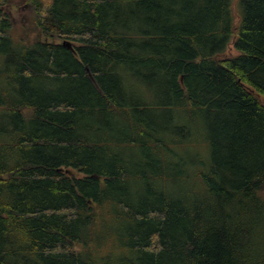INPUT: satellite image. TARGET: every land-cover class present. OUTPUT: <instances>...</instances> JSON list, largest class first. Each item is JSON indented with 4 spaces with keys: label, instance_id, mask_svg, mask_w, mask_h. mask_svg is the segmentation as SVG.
I'll use <instances>...</instances> for the list:
<instances>
[{
    "label": "trees",
    "instance_id": "trees-1",
    "mask_svg": "<svg viewBox=\"0 0 264 264\" xmlns=\"http://www.w3.org/2000/svg\"><path fill=\"white\" fill-rule=\"evenodd\" d=\"M10 1L0 264H264V0Z\"/></svg>",
    "mask_w": 264,
    "mask_h": 264
},
{
    "label": "rangeland",
    "instance_id": "rangeland-1",
    "mask_svg": "<svg viewBox=\"0 0 264 264\" xmlns=\"http://www.w3.org/2000/svg\"><path fill=\"white\" fill-rule=\"evenodd\" d=\"M5 12L8 14L9 18L12 22V34L18 37L21 31L24 29V26L28 24L30 27L33 28V19H34V12L31 5L27 2L25 3L24 0H11L7 4L3 6ZM2 69H5V66H0ZM6 70V69H5ZM1 82L3 83L4 87L14 89L16 91L22 90V84L18 83L14 80V78L10 75L1 77ZM40 86H43L42 83H39ZM155 102V101H154ZM10 121L9 118H7ZM168 121V119H167ZM0 125L6 126L7 122L5 120H0ZM80 175V174H79Z\"/></svg>",
    "mask_w": 264,
    "mask_h": 264
}]
</instances>
